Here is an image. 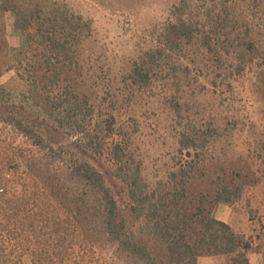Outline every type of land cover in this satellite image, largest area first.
Here are the masks:
<instances>
[{"label":"trees","instance_id":"1","mask_svg":"<svg viewBox=\"0 0 264 264\" xmlns=\"http://www.w3.org/2000/svg\"><path fill=\"white\" fill-rule=\"evenodd\" d=\"M6 12L20 43L11 54L3 44L18 85L0 84V264H200L202 254L249 264L264 250L260 233L211 214L240 200L244 184L221 177L211 193L194 190L206 141L220 134L215 119L183 122L178 83L191 55L214 50L211 15L169 10L156 40L106 67L92 19L65 0H0ZM155 104L174 120L179 155L150 178L137 132Z\"/></svg>","mask_w":264,"mask_h":264},{"label":"rangeland","instance_id":"2","mask_svg":"<svg viewBox=\"0 0 264 264\" xmlns=\"http://www.w3.org/2000/svg\"><path fill=\"white\" fill-rule=\"evenodd\" d=\"M51 1L64 3V0ZM65 2L92 19L95 56L98 64L106 67L123 54L156 40L169 10L193 20L197 17L206 20L211 15L204 32L210 34L214 50L205 53L200 49L191 55L190 73L183 74L182 69L178 83L183 122L201 125L215 119L220 134L206 141L205 153L197 166L205 175L202 181H194V190L211 193V182H223L221 177L233 185L244 184L240 200L233 206L216 203L210 207L211 214L229 223L236 232L260 233L264 244V221H261L264 220V87L259 90L263 83L260 74H264V0ZM4 43L10 49L8 54L20 43L19 34L11 28L9 12L0 13V84L13 89L18 80L14 69L4 67ZM227 103H232L229 108ZM147 111L144 127L137 132L141 137H137L148 144L146 172L153 178L171 166L179 153L170 135L174 120L169 112L159 104L149 106ZM207 200L206 209L211 195ZM251 208L253 212L258 210L262 219L252 217ZM248 257L249 264H264V250H253ZM198 262L226 264L224 258L210 254L200 255Z\"/></svg>","mask_w":264,"mask_h":264}]
</instances>
